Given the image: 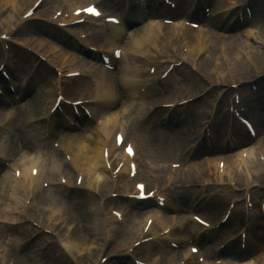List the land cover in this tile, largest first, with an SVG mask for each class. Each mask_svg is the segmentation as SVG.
<instances>
[{"label":"rangeland","instance_id":"obj_1","mask_svg":"<svg viewBox=\"0 0 264 264\" xmlns=\"http://www.w3.org/2000/svg\"><path fill=\"white\" fill-rule=\"evenodd\" d=\"M1 1V0H0ZM34 0H31L29 2V4L27 5L26 8H19L17 7V9L20 11V9L22 10V12L28 8V6L31 4V2ZM82 1V0H80ZM225 0H217V5L222 4ZM19 2V1H18ZM94 2H99V0H95ZM117 0H107L106 1V5H101L103 7H108V6H113L114 4H116ZM87 1H84V4H86ZM263 4H264V0H263ZM8 8V7H2V5H0V13L3 14L4 10ZM48 15H50V13H47ZM48 17V16H47ZM48 20L44 19V21H40L37 22V24L39 25V27H36L35 29L33 28H29L26 29V31L23 34V37L26 38L28 41H30L31 44H33L35 46L36 49L41 48V42H42V35H44V33L50 32V26L47 24ZM255 22L258 25V29L261 31V35L260 36H264V6L261 8L260 13L257 17V19L255 20ZM7 29V24H4L2 26L1 22H0V33L4 32ZM215 37L218 38H214L210 39L209 41V45H208V49L207 51H204L201 55L198 54L197 51H193L194 55H189L188 53H186L185 58L189 59H185L188 60V64H192V61L196 60V58L194 59L195 56L197 57V60L199 59L198 64H196L195 66L197 68H195L197 70V73H194L191 71L189 66H182L179 70L178 73H176L174 76H176V80L172 79L170 84L171 86L175 87V92H172V97L176 98L175 100L172 97L169 98H164V99H159L157 100V102L159 101H181L182 99H186L189 98L191 96L194 95H202V97L199 99V101L193 105V108L191 109V107H189L187 110H185V113H179V110L176 112H173L172 115H177L180 118L181 121H176L174 120L176 126L179 127L178 131L176 132H167L169 134H172L174 137L169 136L171 143L173 144V153L169 154V149L166 146H163L161 149H159L157 146L151 144L152 148H148L150 153H151V159L154 161L157 160H161L162 162H156L157 164L159 163H180L183 164L184 170L181 172H178L176 177H172L171 178V182L167 183L165 181V177H167L168 173L165 172V170L162 171V173H157V174H149L146 172V168L145 166L142 164L141 165V174L139 177V180H147L148 182V188H153V187H159L161 188V190H163L166 193H171L173 195L174 200L179 202V206L182 208H187V212H189V210L192 208L193 204H194V200L195 198H192V195H194V193L196 192V197L198 201H201L203 204H201L198 207L197 212L202 214L206 219L210 220L212 223H217L219 221V219L221 218V216L223 215L226 205H227V199L225 197L221 196V191H226L228 189V187H223V188H217V189H209L208 193L209 195H213L212 197H208L207 195L204 194H199L197 192V187L195 188V190H193V188L189 187L188 185L190 183L186 182L187 180L191 179L193 182V184H200L201 179L206 177V173H208L207 168H204L205 166H203V162H202V156L204 155H210L213 154L212 152H208L205 149H203L202 151H198L196 153H193L192 156L188 155L189 154V147L191 145V140L192 137H195L201 129V126H203V123L201 124L202 121L207 120L208 118V113L210 112V110L212 109V106L214 104H219L218 108L216 109V113H220L221 111H224V113L228 112V106H230L231 104V97H229V94L226 93V91H221V87H217V84H221L222 85H229V83H238L240 82V79L243 80L245 79L244 83L250 82L251 80H254L255 78L257 79V77H262L259 79H263L264 82V68L263 69H259L257 67V64H254L253 62V57L254 54L256 53H262L263 56L260 57H264V39L263 42H260L257 37L256 38H251L248 39L246 41L247 44H244L245 46H241V51L238 52V59L240 61H243V63L248 64V62L252 63L253 69L250 68V74L247 76H243L242 78L239 79H235L234 76V70H233V65L228 67L226 69V67L223 64V61L221 60V56H220V52L221 51H231L234 47L239 46L243 41L245 40V32H237V31H233L232 33H222L219 35H213ZM68 37V36H67ZM244 37V38H242ZM191 37H189V41ZM194 38L196 39V36H194ZM260 38V37H259ZM68 40H70L68 38ZM260 42V44H259ZM193 43V41L191 42ZM174 45H167L161 42V44L158 46V50H150L151 55L149 57H154L155 55L159 58V60L165 61V59H167V53L169 52V56H173V54H177L178 52L180 53L182 50V45L181 42L179 43L178 40L176 42L173 43ZM192 45V44H191ZM1 46V45H0ZM175 46V49L172 47ZM193 46V45H192ZM221 47H224L223 49H220ZM2 48V47H1ZM0 48V50H1ZM221 50V51H220ZM144 52V51H143ZM227 52V53H228ZM140 52H137V55H127L125 57L124 60H126V62H131V61H136L139 63L140 66H142L141 68H143V70L146 69V66H148V62L147 60H149L146 56H141L140 54H138ZM142 54V53H141ZM163 54V55H162ZM134 56H136V60L134 59ZM216 56H219V62L218 63H214V65H218V70L214 71V68L211 66V64H208L209 61L214 60V58ZM178 57V56H177ZM176 57V59H177ZM58 58V57H57ZM181 58V57H180ZM36 59L33 56V60L25 65H23V73L24 74H28L32 65L34 64ZM174 60V59H173ZM124 63V62H123ZM77 67H81V65L79 63L76 64L75 66ZM121 68H124V65H122V67H120L119 71L121 70ZM47 71H40V73L35 76L33 78V84L34 86L32 87L31 91L29 92V95L26 96V99L30 100L32 97L35 96H41L44 99L47 98L44 94L47 93L49 91L51 95L52 94V90L54 88V77L55 74L53 73V71L47 67ZM165 69V67L161 70L163 71ZM260 71H258V70ZM118 71V72H119ZM121 73V72H120ZM180 73V74H179ZM119 76V75H118ZM146 76V70L145 72L140 76L143 80L144 77ZM120 78V77H119ZM177 83V84H176ZM86 84H81V85H77V87L75 88V91L73 93H69L67 92L68 96L71 97H76V94H79L81 92V90L83 89V87ZM213 85L215 88L211 91L209 90V86ZM217 85V86H216ZM244 86V85H243ZM245 91H243L244 93H247L246 90H252L251 86H244ZM256 90H258L259 85L257 84L254 87ZM232 94V93H231ZM45 97H44V96ZM145 104L143 105L146 109V112L148 110V108L150 109L152 107V103L146 99V101H144ZM45 106L48 108V102L46 100V102H44ZM139 109L141 108V106L135 107V109ZM25 109L27 110H23V114L26 113L27 116L33 115L34 113V109L33 108H29L27 106H25ZM144 109V110H145ZM145 112V113H146ZM187 113H189L190 115L194 116V119L192 120H187L185 119V116L187 115ZM249 113L253 116V111H249ZM255 115H256V120L258 121V125L260 128V140L259 142L255 145L256 148L259 147L262 150V158L259 159V155L256 154L255 158L256 161L259 162L263 167H264V161H262L264 159V112L262 110H255L254 111ZM200 114V115H199ZM35 116H41V114H36ZM196 117L198 118V122L196 120ZM254 117V116H253ZM170 124L172 125V122L170 121ZM92 128V129H91ZM90 129L91 134L94 133L93 132V127L91 125L87 126L85 130ZM10 130V129H8ZM12 130V129H11ZM8 131V133L6 132V130H4V134L6 135L5 138V144H4V148H5V155L6 159L5 162L8 161L7 164L11 163V161H13L14 159L16 160L18 154L16 152L20 151V149L22 147H24V143L21 142L22 141V137H23V131H20L19 133L15 134L12 131ZM133 130V129H132ZM3 131V130H2ZM90 131L87 132V134L90 133ZM184 131L187 132V134H184ZM132 132V131H131ZM176 133V134H175ZM20 138V139H19ZM181 140L185 141V147L183 145H181ZM31 141V140H30ZM34 144V143H33ZM179 145H181L179 147ZM147 150V147H145ZM171 150V151H172ZM170 151V152H171ZM21 152V151H20ZM258 152V151H257ZM235 153H231L229 154V156L232 155L231 158H233ZM4 155V156H5ZM156 156V159H153V156ZM7 160V161H6ZM190 161H194L193 166L195 168H193L192 164L190 165ZM249 163L247 165V169L246 172L247 173H251L249 174V177L251 181L254 182H258L259 180L257 179V175L255 173V169L252 168V165L250 164L251 160L249 158ZM1 164L4 165V162L1 161ZM186 169V171H185ZM191 169H201L199 172H195L192 174L193 178H190V174L188 173L189 170ZM211 169H215L214 167ZM241 169V167H240ZM10 168H8L7 170H4L3 168L0 170V182L2 181L3 177H4V172L5 171H9ZM245 171V170H244ZM239 170V174L244 172ZM10 172V171H9ZM9 174V173H8ZM167 174V175H166ZM262 176V175H261ZM242 176L239 175L238 179L241 178ZM263 182H264V176H262ZM244 181V180H243ZM245 183V181L243 182ZM11 185V181L7 182L5 185V190L3 191V193H1V189H0V195H2V198L0 199V211L3 212L4 209H8L10 204H11V191L13 186ZM251 185H254L253 183ZM256 185V184H255ZM259 186V185H258ZM260 187V186H259ZM259 187L254 188L255 191L260 190ZM54 188H57V186H54ZM87 188V187H86ZM69 190H71L72 188H68ZM112 188L107 189V191L111 190ZM81 190V189H78ZM91 190V196H89L88 194H90L89 192H86L84 190V192H80V195L82 198H85L86 196H88L89 200L92 202L93 201V206L91 207V205L88 204L86 205H81L79 200L77 199V196L75 195L76 192L74 191V189H72L71 195L70 196H65L64 198H67V201H72L76 204V211L78 212L79 216H80V221L79 222H74L73 220H69L67 222V224L70 225H75V229L76 228H80L83 230V234L81 232V237L79 239H81V241L77 242L82 245H87V240H88V234H87V228L89 227V225L87 224L86 220H87V216L89 213V209L91 207L92 210H97V207H99V205L97 206V199L95 196H93V194L95 193L96 190ZM244 190V186L242 184V180L240 179L237 182L236 187L234 188V192L236 193H243ZM67 192V191H66ZM17 196V195H16ZM260 196V192L258 194V197ZM18 198H20V196H18ZM61 196V200L60 202L62 203V200L64 199ZM71 198V199H69ZM230 198V197H229ZM222 201V203L224 205H222L220 202ZM119 202H122L121 205L125 206V204L130 205L128 203H125L123 201H117V200H113V199H108L106 198L105 201L102 202L101 208L102 209H107L110 206H113L114 208H117V206H119ZM74 204V205H75ZM220 205V209L217 208V206ZM126 207V206H125ZM100 208V209H101ZM137 208V207H136ZM63 209H64V200H63ZM138 210H143V212H136V214L140 215V217H142L143 219H145L146 217V209L144 207H140V209H137L135 211ZM38 211V212H37ZM49 208L47 207L46 209L40 208L38 210H36L35 214V218L37 221L41 222V223H46V217L48 214ZM69 209H66L61 213V215H65L68 216L69 215ZM239 213V217L241 219V212L239 211H235ZM170 214V212H169ZM237 214L234 215L233 218H231L232 220H229L228 224L221 230L219 231L220 235L218 240H214V246L217 247L219 246L223 241H227V240H231V238L233 237V235L238 232L241 229V225L238 226L236 223L238 222L237 220ZM132 216L129 215L128 219L130 220ZM138 217V218H140ZM136 219V218H135ZM144 221V220H143ZM17 225H14L12 230H11V234L9 235L10 237H7V235H5V233L0 231V254L1 253H6L3 256H7V259L10 261H13L14 264H91L89 261L90 258V250L88 248L87 251H82L80 256L81 259H75L73 258L68 259L65 254L63 253L62 248L59 246L58 244V237L59 236H66V234H70L71 236L73 235L75 229L73 231H67L68 227H64V225L62 226H56V224L54 223L53 226L55 227V231H56V237L53 236H45V235H41L40 237L36 238L34 240L35 237V233H36V229H31L30 231H27V228L30 227L28 225H26L24 223V221H17L16 222ZM2 226V225H0ZM118 230L115 232V237L111 238V240L108 243V249H112L116 254L110 259V261L107 264H116L115 262H117V260L123 259L125 258L124 255L127 254V246L128 244L132 241V239H135L136 236H134V238H130L126 233H125V225L124 224H116L115 225ZM58 229L61 231L58 234ZM249 231V230H248ZM176 234L180 235L183 234V231L180 229L176 230ZM218 233H216L217 235ZM70 238V237H69ZM11 239L14 243L11 242ZM31 244H28L29 241H31ZM16 244V245H15ZM6 245H11V246H6ZM88 246V245H87ZM81 247V246H80ZM231 248H234L235 250L238 251V245L237 244H231L230 246ZM228 248V246H227ZM226 248V249H227ZM154 250L152 253L151 251ZM94 251V250H93ZM94 254L96 255L97 253L94 252ZM135 255L138 259H143L146 261H153V259H157L159 261V263L161 264H178V261L180 259V255L181 253L175 252L174 250L170 249L167 251L162 250L159 248V246L155 243H151L150 245L147 246H142L140 248L137 249V251L135 252ZM220 253H217L216 255L213 254V256L209 259H213L215 256H219ZM97 257V255H96ZM95 257V258H96ZM6 259V260H7ZM95 260V259H94ZM194 261V260H193ZM257 264H260L261 262H258L256 260ZM94 264V262H93ZM121 264H131V260L129 259L128 261H126V263H121ZM188 264H191V262H189Z\"/></svg>","mask_w":264,"mask_h":264},{"label":"bare ground","instance_id":"obj_2","mask_svg":"<svg viewBox=\"0 0 264 264\" xmlns=\"http://www.w3.org/2000/svg\"><path fill=\"white\" fill-rule=\"evenodd\" d=\"M19 1V2H18ZM31 0H1L0 1V5H2V7H8L7 9L9 10V13L6 15V19H5V23H7V25H9L8 27H10L11 25H13V23L15 22V20L17 19L15 16V13L17 12V7L23 9L26 8L27 5L29 4ZM29 7V6H28ZM242 5H241V1L238 0H230V2L222 8H219L216 12L215 15H218L221 12L227 13V12H231L234 10H239L241 9ZM18 8V9H19ZM126 12L130 11V5H127L126 7ZM20 9V11H21ZM127 14H124V18L126 17ZM150 17V19H148V21L144 22V26L142 27V29L144 30H149L150 32H144V33H139V34H133L130 33L128 35V40L129 43H127L126 47L123 50V53L121 55V60H124V56L126 54L129 53V55H137V52H140L138 54L142 55V56H146L148 57L147 53H149V49L154 48L155 50H158V46H159V42L160 39L158 38H154V36H157V33H154L153 31L155 29H157L160 24L157 23V20L155 18L158 17V15L156 14V11L151 12L148 16L146 17H141L140 20H143L144 18H148ZM122 21H124V19L122 18ZM105 26V25H103ZM110 27V29L108 31H106V29H104L105 31H98L96 33V38L99 39V42H103V44L106 45H113L115 42H117L120 38H123V36H126V34H128V32H126L125 27L121 26V27H113V26H105ZM164 28V27H163ZM152 34H154V36H152ZM247 39V38H246ZM260 41H262L260 39ZM244 44L241 43L239 46L234 47L231 51H229V55L231 56V62L233 65V70L236 76H234L235 79H239L242 78L243 76H247L250 74V68L247 66V64L243 63V61H240L238 59V52L241 51V46ZM104 47V46H103ZM108 48V47H107ZM194 46H190V51H189V55H194L192 53V50L194 49ZM112 50V49H110ZM144 51V52H143ZM142 53V54H141ZM17 54H21V57H23L20 60L25 61L27 58H29L30 56H28L27 53H21L18 52ZM263 56V54L261 53H256L254 54L253 57V62L254 64H257V67L259 69H263L264 68V57H260ZM219 56H216L214 58L215 61L211 60L209 61L208 64H211V66L214 65V63H218L220 60L218 58ZM32 59V58H29ZM75 59H79L80 61H85V59H81L78 57H75ZM31 61V60H30ZM177 61V60H176ZM86 63L89 64L88 61H85ZM25 63V62H24ZM223 64L224 66L226 65L224 63V59H223ZM122 66V65H121ZM142 66L139 65L138 62H126L124 65V68L120 70L121 75L123 77V97H126L124 99V101L121 103L122 105L119 107V109H117V111H110L108 112H101L100 115V121L101 123L98 125V129H97V133L95 135H91V136H84L83 138H79V137H72V145L73 147H75V155L78 157L77 159H75L76 161L80 162L82 165V169L83 171H85V175L86 177H90V176H94V183H101L104 179H106V169L104 167V161H103V150H104V140L103 137H107L110 133L113 132V130L115 128H117V114L122 113L124 115V123H123V129L126 131L127 127H132L134 124L138 123L139 119H145L144 117H141L142 115H144V109L145 108H139L134 109L135 105L131 102L130 98L133 96V94L135 93V91L138 89V87L142 84V82L140 83L138 81L139 77L141 76V74L143 72H145V70H143V68H141ZM214 68V67H213ZM219 68V67H218ZM260 71V70H259ZM104 72H106V70H104ZM81 80L78 81H73V84H79L81 83ZM51 91L47 93H45L44 95L47 98H43L41 96L39 97H34L31 102L28 104V107L33 108L35 110V112H39L41 113L43 116L46 115V111L43 110V100L44 102L48 99V102H52V98L53 96L49 95ZM43 95V96H44ZM44 96V97H45ZM251 97H253L257 101H263L264 102V93H261L260 95H252ZM257 103V102H256ZM258 104L261 105V103H257V106H255V102L252 104L253 107L258 108ZM23 105H20L19 107H22ZM12 109V106L10 107ZM261 108V107H260ZM27 111V110H26ZM10 114L8 113V115H5L6 118L9 116ZM31 117H34L33 115L29 116V118L27 117L26 113L23 114V117H19V118H15L16 119V123L17 125L22 126L23 125V129L24 130V134L23 137L28 136V138L33 137L34 135V127H26L25 123L26 121H29V119H31ZM146 118H148V120H150V117L146 116ZM15 122V120H14ZM13 122V123H14ZM36 132H38L37 130H35ZM147 134V132H145ZM149 138L151 139V142L153 145L157 146L159 149H161L163 146H166L169 149V154H172L174 151L173 149V144L171 143L170 137L172 135L167 134L164 131H160L157 128H153L152 131H150L149 133ZM151 136V137H150ZM173 137V136H172ZM24 143L26 147H29V144L27 143V139H24ZM172 150V151H171ZM247 150V152L249 153V157L251 158V165L252 168L255 169V171L257 173H261L264 176V167L256 161L255 158V151L253 148H249V149H244ZM28 151V149H27ZM35 153L37 154H44V153H38L36 150H34ZM171 151V152H170ZM29 153H33V147L31 144V148L30 150L26 153H23L19 159H18V163L16 164V166H20L23 170V175L26 179V183L28 188L27 189H31L33 186L34 188L32 189L35 190V187L38 185V183L41 181L42 177H47L50 181L53 182V184H55V182L57 183V185L59 184V181H57L55 179V174L57 172H59L61 170L59 164L60 161L58 159L52 158L49 155L45 156V160L44 161H39L38 159L33 160V155L29 154ZM242 152H240V154H237L236 157H234L233 159H228L227 160V173L230 172H234V170H236V173L239 171L238 167H239V157L241 155ZM50 154V153H49ZM48 164H45V163ZM39 164V165H38ZM38 165V166H35ZM71 166H66V168H68V171L70 170ZM35 168H38L39 172H38V176L37 177H33V175H31V171ZM201 169H191L189 170V174L191 175L190 178L192 177V174L195 172H199ZM67 170H65V172H68ZM71 172V171H69ZM14 182L12 173H9L7 175H4L2 181L0 182V189H1V193H3V191L5 190V185L6 183L9 181L10 182ZM15 183V182H14ZM101 187V185H98ZM102 188V187H101ZM17 189V187H15V190ZM54 190H56V188H53ZM57 189H59V191L64 192L62 187L59 186ZM30 195V193H29ZM13 199V195L11 196ZM77 197H79V194H77ZM2 198V195H0V199ZM49 207L51 208L52 211L55 212V214L60 213L61 212V207H62V203H59V199L57 201H55L57 203L58 208L55 210L54 209V203L51 202L50 200H52V198H48L47 199ZM24 203L25 200L24 198L20 199L16 196L14 198V200L12 201V203L14 205L19 204L18 203ZM88 199H81L79 200L81 205H86L88 204ZM145 208H148V206L152 205L151 202H149L148 204L143 203ZM89 213L87 216V224L89 225V227L87 228V234H88V248L90 250V258L89 261L91 264H98L97 258L99 256V254L102 251V244L103 241H108L109 239H111V237H105L104 233L106 231L109 232V229L104 228L101 219L98 217V211L92 210L91 208H88ZM129 214L132 215L131 219L128 220V223L126 224L125 227V233L130 237V238H134V236H138L140 229L142 228V225L146 223V221L140 217V215L138 214H134L132 211H128ZM150 213L147 212L146 215ZM140 217V218H138ZM154 217V216H152ZM136 218V219H135ZM148 218V217H147ZM174 217H169L164 215V217H160L158 216L156 218V225L155 222L153 224L152 227L155 228H160L162 229L163 227H166L165 223H167L168 221L170 222L171 220H174ZM144 220V221H143ZM180 220L177 221V223H179ZM168 228V227H167ZM165 228V229H167ZM196 228V227H193ZM163 229V231L165 230ZM29 230V228H27V231ZM0 231L3 233H5L6 235L11 234V229L7 226H1L0 227ZM81 232L83 234V230L80 228H77L74 232V235L72 236L71 239H63V243L65 246V250L70 252V253H74L77 254V248H78V243L77 240L79 241V238L81 237ZM212 241V239H203L200 240V242L202 244H205V250L207 251V253L209 254L211 251H209L208 249H213V246L211 247H207L206 244H208V242L210 243ZM16 245V244H15ZM94 250V251H93ZM98 252L96 255L94 254V252ZM154 251V250H153ZM152 251V252H153ZM151 252V253H152ZM188 252L185 253V255ZM224 254L227 255H232L237 257V259L242 260L243 257L245 255H243L242 253H238L235 249H230V250H226V252H224ZM184 255V256H185ZM189 255H186L185 257H188ZM96 257V258H95ZM5 258L4 256L0 255V260ZM95 259V260H94ZM155 262L158 263V260H154ZM1 264V261H0Z\"/></svg>","mask_w":264,"mask_h":264}]
</instances>
